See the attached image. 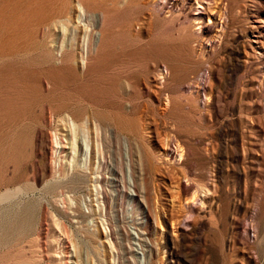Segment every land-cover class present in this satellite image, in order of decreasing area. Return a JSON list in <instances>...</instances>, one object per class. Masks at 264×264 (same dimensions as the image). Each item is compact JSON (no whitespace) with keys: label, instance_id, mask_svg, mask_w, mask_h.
Returning <instances> with one entry per match:
<instances>
[{"label":"rangeland","instance_id":"rangeland-1","mask_svg":"<svg viewBox=\"0 0 264 264\" xmlns=\"http://www.w3.org/2000/svg\"><path fill=\"white\" fill-rule=\"evenodd\" d=\"M0 264H264V0H0Z\"/></svg>","mask_w":264,"mask_h":264},{"label":"bare ground","instance_id":"bare-ground-1","mask_svg":"<svg viewBox=\"0 0 264 264\" xmlns=\"http://www.w3.org/2000/svg\"><path fill=\"white\" fill-rule=\"evenodd\" d=\"M79 11L80 12H82L83 13V8L82 7H79ZM82 13H81V15H82ZM86 15H89V14H87L86 13ZM78 16V15H77ZM87 17V16H86ZM93 17V16H92ZM97 17V16H96ZM99 17V16H98ZM67 18V17H66ZM80 18V17H79ZM79 20V19H78ZM97 20V19H96ZM96 20H94L95 22H96ZM84 21V20H83ZM100 21V20H99ZM81 22V21H80ZM89 22V21H88ZM87 22V23H88ZM94 22V23H95ZM91 23H93V22H91ZM95 24H97V23H95ZM89 25V24H88ZM87 25V26H88ZM98 25V24H97ZM99 26V25H98ZM92 27V26H91ZM90 27V28H91ZM93 28V27H92ZM71 121H73V120H71ZM70 127V126H69ZM60 135V134H59ZM54 140V139H53ZM65 141H66V139H65ZM53 142V141H52ZM68 142V141H67ZM71 144H72V142H71ZM74 144V143H73ZM73 144H72V146L70 145V147H73ZM68 145V144H67ZM66 145V146H67ZM75 145H76V142H75ZM54 146H55V149L57 150V152L59 151V149L60 150H62V149H64L65 148V145L63 146L62 145V143H60V142H58L56 139H55V141H54ZM67 147H69V146H67ZM75 148V147H74ZM74 148H73V150H74ZM177 149V148H176ZM56 153V152H55ZM183 154V153H182ZM167 155V154H166ZM61 156V155H60ZM60 160V159H59ZM128 161L129 160H126V162H127V170H126V174H125V176H126V182L128 183V185L129 186H131V183H132V179H131V173H130V169H129V164H128ZM61 166V165H60ZM56 175V174H55ZM130 194H131V196H135V194L132 192V190H130Z\"/></svg>","mask_w":264,"mask_h":264}]
</instances>
